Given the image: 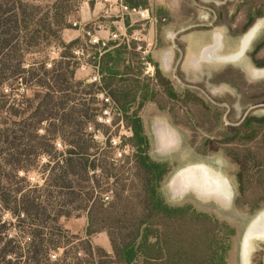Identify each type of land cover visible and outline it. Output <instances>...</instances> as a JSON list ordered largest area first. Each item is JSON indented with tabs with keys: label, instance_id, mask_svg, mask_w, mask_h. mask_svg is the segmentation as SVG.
I'll return each instance as SVG.
<instances>
[{
	"label": "trees",
	"instance_id": "16d2710c",
	"mask_svg": "<svg viewBox=\"0 0 264 264\" xmlns=\"http://www.w3.org/2000/svg\"><path fill=\"white\" fill-rule=\"evenodd\" d=\"M125 1L139 7L150 0ZM77 4L0 0V264H233L237 228L189 202L172 205L163 193L173 167L153 158L144 111L149 104L165 110L166 101L144 78L145 63L156 66L170 99L182 96L135 41L101 50L86 34L65 40ZM242 7L253 22L264 17V0ZM88 48L100 83L77 78V52L85 58ZM108 109L114 126L132 132L114 135L131 149L121 159L111 128L99 121ZM225 131L219 146H203L238 167L236 208L255 214L264 208V116L251 114ZM34 171L43 186L32 187ZM72 217L87 218L83 237L63 226ZM104 233L111 251L94 244ZM53 252L62 256L54 261Z\"/></svg>",
	"mask_w": 264,
	"mask_h": 264
},
{
	"label": "rangeland",
	"instance_id": "374dc122",
	"mask_svg": "<svg viewBox=\"0 0 264 264\" xmlns=\"http://www.w3.org/2000/svg\"><path fill=\"white\" fill-rule=\"evenodd\" d=\"M76 1L72 28L66 31L65 40L83 35L86 30L106 41L113 33L119 35L117 42L135 41L138 50H144V56H153L163 76L170 79L175 91L182 96L184 103L170 99L157 82L156 66L145 63L144 78L157 85L166 101L165 110L149 104L144 111L153 158L168 161L173 167L163 193L172 205L189 202L198 211L236 227L238 236L232 263L244 264L246 234L255 220L264 215V208L255 214L237 210L238 167L225 152L210 153L208 149L219 146L225 130L240 125L247 116H264V17L251 21L244 13L243 0H150L148 6L139 7L150 9L154 21L142 23L137 16L123 17L117 10L105 14L106 6L100 0ZM256 25L260 30L244 56L237 61L219 60L239 53L243 38ZM217 38L222 39V45L211 53L213 58L203 57V50L214 46ZM50 56L57 59L59 50L53 48ZM78 56L83 65L77 78L91 83L97 75V70L88 64L92 53L88 48L85 58L81 53ZM113 121L114 113L112 123L106 124L111 128L112 138H119L114 136L116 133L122 137L132 135L123 123L114 126ZM164 128L170 130L173 141L163 146ZM97 139L105 145L106 137L101 132ZM203 145L209 147L207 151ZM196 167L206 170L211 188L205 192L195 188L180 192L174 184L177 175ZM28 179L32 187H41L45 181L37 171L30 172ZM219 179L225 184L223 195L216 189L215 182ZM110 196L113 198L112 194ZM61 222L69 236L83 237L88 225L86 217L64 218ZM250 243L248 264H264V239L254 238ZM94 244L104 245L111 251L105 233L97 236ZM58 254L60 258L62 252Z\"/></svg>",
	"mask_w": 264,
	"mask_h": 264
},
{
	"label": "bare ground",
	"instance_id": "6f19581e",
	"mask_svg": "<svg viewBox=\"0 0 264 264\" xmlns=\"http://www.w3.org/2000/svg\"><path fill=\"white\" fill-rule=\"evenodd\" d=\"M260 30V26L256 25L252 27L249 32L245 35V37L242 40L241 43V49L239 53L221 57L219 60L222 61H237L239 58L244 56L251 46L252 42L256 38L258 32ZM216 44L214 46H211V48H206L203 50V57L205 58H213L211 53L215 52L217 48L222 45V39H216ZM167 139V140H166ZM162 145H169L172 142V134L170 133V130L164 128L163 135H161ZM174 184L178 185V190L182 192V190H187L189 188H195L196 191L205 192L208 189L211 188V183L209 182V175L206 173V170L201 167L191 168L186 171H182L177 175V178L175 179ZM216 189L219 190V194L223 195V192L226 193L225 190V184L224 182L219 179L215 182ZM175 186V185H174ZM215 190V189H214ZM251 229H249L248 233L246 234L245 240H244V247H243V258H244V264H248V257L250 254V242L254 238L258 239H264V215L259 217L255 220L253 223Z\"/></svg>",
	"mask_w": 264,
	"mask_h": 264
},
{
	"label": "built area",
	"instance_id": "2783aa9c",
	"mask_svg": "<svg viewBox=\"0 0 264 264\" xmlns=\"http://www.w3.org/2000/svg\"><path fill=\"white\" fill-rule=\"evenodd\" d=\"M101 4H104L106 6L105 14H112L116 10L119 14H122L123 17H133L137 16L139 21L142 23L152 22L154 19L151 16L150 9L142 8V7H131L129 6L125 0H100ZM77 26V24H75ZM85 34L90 38V43L92 45L100 46L101 50L106 48L110 42H117V39H119V35L116 33L111 34V37L108 41L104 40L103 38H100L97 34H93L91 31H84ZM124 42V41H123ZM129 43V41H127ZM79 55V52H77ZM101 77L97 72V75L93 78L92 82L100 83ZM103 99L107 103H110V99L104 98ZM100 122L104 124H111L112 123V110L108 109L104 112V116L99 119ZM131 132V131H130ZM132 134V132H131ZM113 146L117 149V159H121L124 155H127L131 152V149L129 147H126L124 149H121V138H114L112 140ZM107 200H110V197L106 198ZM59 257L58 253L53 252L51 255L52 260H57Z\"/></svg>",
	"mask_w": 264,
	"mask_h": 264
},
{
	"label": "crops",
	"instance_id": "0c3cea01",
	"mask_svg": "<svg viewBox=\"0 0 264 264\" xmlns=\"http://www.w3.org/2000/svg\"><path fill=\"white\" fill-rule=\"evenodd\" d=\"M89 10H90V12L92 13L91 9H89ZM127 20H128V18H126V21H127ZM95 238H96V237H95ZM95 238H94V239H95ZM103 247L105 248V246H104V245H103ZM248 259H249V258H248Z\"/></svg>",
	"mask_w": 264,
	"mask_h": 264
},
{
	"label": "water",
	"instance_id": "95a60500",
	"mask_svg": "<svg viewBox=\"0 0 264 264\" xmlns=\"http://www.w3.org/2000/svg\"><path fill=\"white\" fill-rule=\"evenodd\" d=\"M254 224H252L250 227L252 228V226H253ZM251 228H249V229H251ZM249 231V230H248ZM248 233V232H247Z\"/></svg>",
	"mask_w": 264,
	"mask_h": 264
},
{
	"label": "flooded vegetation",
	"instance_id": "af4514ba",
	"mask_svg": "<svg viewBox=\"0 0 264 264\" xmlns=\"http://www.w3.org/2000/svg\"><path fill=\"white\" fill-rule=\"evenodd\" d=\"M217 39H221V38H217Z\"/></svg>",
	"mask_w": 264,
	"mask_h": 264
}]
</instances>
